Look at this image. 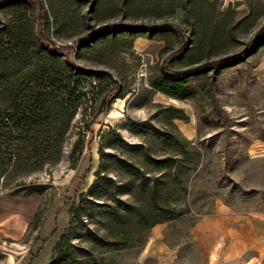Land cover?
<instances>
[{
    "label": "rangeland",
    "instance_id": "rangeland-1",
    "mask_svg": "<svg viewBox=\"0 0 264 264\" xmlns=\"http://www.w3.org/2000/svg\"><path fill=\"white\" fill-rule=\"evenodd\" d=\"M42 39L96 72L57 164L24 176L41 195L0 192V264H174L190 229L264 200V0H36ZM37 9L0 10V72L47 66ZM173 31L100 34L108 25ZM250 45V46H249ZM248 49H250L248 51ZM244 53H246L244 55ZM196 73L166 95L155 84ZM176 118V119H174Z\"/></svg>",
    "mask_w": 264,
    "mask_h": 264
},
{
    "label": "trees",
    "instance_id": "trees-1",
    "mask_svg": "<svg viewBox=\"0 0 264 264\" xmlns=\"http://www.w3.org/2000/svg\"><path fill=\"white\" fill-rule=\"evenodd\" d=\"M18 2H31L36 6L35 40L52 58V63L47 66H38L20 73L0 72V192L10 187L11 196L27 197L41 195L42 192L35 190L32 184L26 185L19 180L60 161L71 122L77 111L86 107L90 100L82 85L85 81L93 80V75L97 73L76 66L70 58V48H49L44 43L41 28L43 8L38 1L0 0V10ZM115 31H173L181 34L178 27L172 24L150 27L112 24L101 27L97 33ZM263 33L264 27L254 42ZM242 60L243 55L240 54L182 73L164 72V76L173 82L174 88L157 83L155 88L166 95L177 97L173 89L189 76L226 68ZM36 258L37 255L30 258L28 264Z\"/></svg>",
    "mask_w": 264,
    "mask_h": 264
},
{
    "label": "crops",
    "instance_id": "crops-1",
    "mask_svg": "<svg viewBox=\"0 0 264 264\" xmlns=\"http://www.w3.org/2000/svg\"><path fill=\"white\" fill-rule=\"evenodd\" d=\"M259 204L200 219L190 229L191 251L179 264H264V200Z\"/></svg>",
    "mask_w": 264,
    "mask_h": 264
}]
</instances>
